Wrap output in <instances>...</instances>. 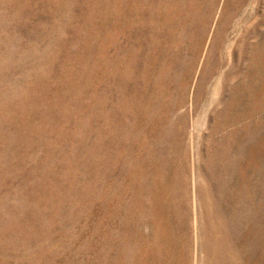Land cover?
Wrapping results in <instances>:
<instances>
[{
    "label": "rangeland",
    "instance_id": "1",
    "mask_svg": "<svg viewBox=\"0 0 264 264\" xmlns=\"http://www.w3.org/2000/svg\"><path fill=\"white\" fill-rule=\"evenodd\" d=\"M0 264H264V0H0Z\"/></svg>",
    "mask_w": 264,
    "mask_h": 264
},
{
    "label": "bare ground",
    "instance_id": "2",
    "mask_svg": "<svg viewBox=\"0 0 264 264\" xmlns=\"http://www.w3.org/2000/svg\"><path fill=\"white\" fill-rule=\"evenodd\" d=\"M231 8V7H230ZM227 14H228V12H227Z\"/></svg>",
    "mask_w": 264,
    "mask_h": 264
}]
</instances>
